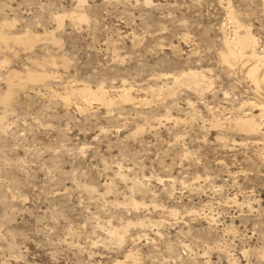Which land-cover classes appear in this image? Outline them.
<instances>
[{"label": "rangeland", "instance_id": "374dc122", "mask_svg": "<svg viewBox=\"0 0 264 264\" xmlns=\"http://www.w3.org/2000/svg\"><path fill=\"white\" fill-rule=\"evenodd\" d=\"M261 58L264 0H0V264H264Z\"/></svg>", "mask_w": 264, "mask_h": 264}, {"label": "bare ground", "instance_id": "6f19581e", "mask_svg": "<svg viewBox=\"0 0 264 264\" xmlns=\"http://www.w3.org/2000/svg\"><path fill=\"white\" fill-rule=\"evenodd\" d=\"M2 39V38H1ZM252 38L247 34L243 37H240L236 40V45L237 47L240 48V51L245 49V48H248L250 45H252ZM229 43V42H228ZM226 45V48H227V51L228 53L226 54V56H224L223 60H227L229 57H236L237 54H239L238 52H235V50H233L230 45ZM238 57V56H237ZM236 57V58H237ZM259 64H257L254 68H252L250 71H249V76L250 78L255 82V84L257 85H262L264 87V75L262 78L259 79L258 77V73L257 71L259 70L258 68L261 66V67H264V58H261L259 61H258ZM41 76V75H40ZM196 77V76H194ZM197 85V84H196ZM78 95H81V96H92L93 93L90 91V90H86V89H82V90H79L76 92ZM126 99V98H125ZM104 100V98H103ZM106 101V100H104ZM108 103H111V101H109ZM240 124L241 126L246 129L247 131H251V132H254L257 130V127H256V124L251 121V120H246V121H240Z\"/></svg>", "mask_w": 264, "mask_h": 264}]
</instances>
